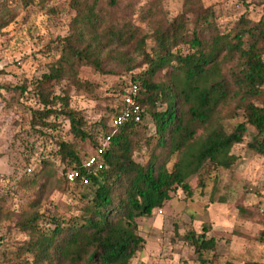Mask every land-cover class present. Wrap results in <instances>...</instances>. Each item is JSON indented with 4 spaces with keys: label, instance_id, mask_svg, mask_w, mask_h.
<instances>
[{
    "label": "trees",
    "instance_id": "16d2710c",
    "mask_svg": "<svg viewBox=\"0 0 264 264\" xmlns=\"http://www.w3.org/2000/svg\"><path fill=\"white\" fill-rule=\"evenodd\" d=\"M18 1L29 7L49 0ZM166 1L68 0L75 15L68 35L51 43L57 57L34 84L43 109L33 112L30 124L56 130L63 118L73 140H59L55 152L30 158L22 186L69 183L70 171L85 175L89 184H78L85 190L69 218L41 214L37 197L16 225L29 240L8 252L10 257L5 251L4 261L28 255L31 264H131L144 245L138 219L150 218L178 190L192 197L196 178L197 188L205 189L217 171L236 164L232 149L247 137V148L264 159V10L257 22L243 15L222 28L202 0H183L182 12L171 21ZM82 68L129 79L114 89L119 105L110 110V121L91 125L70 108V89H95L80 78ZM64 83L63 96H56L55 88ZM132 86L142 120L130 117L114 127ZM16 90L23 95L27 88ZM227 108L236 112L228 119ZM107 137L102 168L85 170L91 156L82 145L88 142L96 153ZM195 144L197 150L186 157ZM204 231L183 237L198 257L216 248Z\"/></svg>",
    "mask_w": 264,
    "mask_h": 264
},
{
    "label": "rangeland",
    "instance_id": "374dc122",
    "mask_svg": "<svg viewBox=\"0 0 264 264\" xmlns=\"http://www.w3.org/2000/svg\"><path fill=\"white\" fill-rule=\"evenodd\" d=\"M202 2L205 9L215 12L222 28L243 15L257 22L264 10V0ZM163 8L171 21L182 12L183 0L166 1ZM74 15L68 0L36 2L29 7L18 0H0V264L32 263L28 255L8 261L2 255L7 251L10 257L8 252L18 251L29 240L16 225L37 197L41 214L69 218L70 208L78 205L85 190L64 179L50 184L41 180L35 188L22 186L30 158L34 162L41 153L55 152L59 140H73L63 118L56 130L32 129L30 123L33 112L43 109L34 84L47 72L46 63L57 57L50 51L51 43L68 35ZM80 78L95 89L92 93L70 89V108L81 112L91 125L103 118L110 121V110L119 105L114 89L129 79L91 68H82ZM23 86L27 91L21 95L16 88ZM67 86L56 87V96H63ZM61 108L60 103L55 107ZM235 114L234 108L225 111L227 119ZM248 141L247 137L232 149L236 164L217 171L205 189L197 188L196 178L191 182L192 197L178 190L161 210L137 220L144 245L131 264H264V159L247 148ZM197 148L198 144L193 145L185 156ZM82 149L87 156L95 153L88 142ZM135 159L142 161V154H135ZM204 229L207 239H215L216 248L198 257L183 237L192 231L203 234Z\"/></svg>",
    "mask_w": 264,
    "mask_h": 264
},
{
    "label": "built area",
    "instance_id": "2783aa9c",
    "mask_svg": "<svg viewBox=\"0 0 264 264\" xmlns=\"http://www.w3.org/2000/svg\"><path fill=\"white\" fill-rule=\"evenodd\" d=\"M137 96V87L132 86L129 89L128 94L124 98V104L125 108L121 112L119 116L114 118L112 125L114 127L122 126L130 117H133L135 122H141V113L142 108L141 106L136 102L135 98ZM111 140V137H107L104 141V144L101 148L97 150V152L91 156L84 164L85 170H100L102 168V155L105 151V148L109 144ZM66 179L70 184L76 185V184H82V185H88L89 180L86 178L85 175H82L79 171H70L66 175Z\"/></svg>",
    "mask_w": 264,
    "mask_h": 264
}]
</instances>
